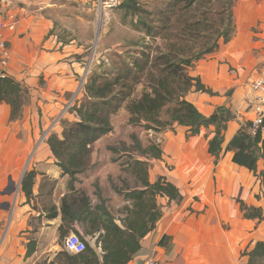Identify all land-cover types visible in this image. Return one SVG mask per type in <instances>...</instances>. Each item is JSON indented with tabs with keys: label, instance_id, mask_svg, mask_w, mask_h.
<instances>
[{
	"label": "crops",
	"instance_id": "1",
	"mask_svg": "<svg viewBox=\"0 0 264 264\" xmlns=\"http://www.w3.org/2000/svg\"><path fill=\"white\" fill-rule=\"evenodd\" d=\"M120 12L121 19L131 18L123 8L100 13L97 0H0V34L9 53L5 70L33 100L25 106L23 117L14 121L11 108L0 105V264H65L62 253H71L65 250L64 239L76 232L84 236V227L73 222L62 238L63 199L85 194L96 206L101 203L96 195L98 186L106 206L115 203L118 211L122 210L132 201L115 188L125 189L126 182L132 191L146 190L143 179L134 173L138 161L149 164L150 184L165 177L183 199L157 197L162 217L141 239L140 250L129 264L149 259L162 264H248L249 256L244 253L264 242V187L254 173L233 162V153L226 148L254 118L250 88L251 82L264 74V0L235 1L232 41L221 44L216 53L189 70L214 93L188 96L202 114L209 117L218 108L227 107L236 115L228 125L217 165L209 154L214 127L190 136L186 127L176 125L174 130L156 133L161 139L152 137L147 145L133 133L143 149L158 147L160 159L112 151L122 143L132 144L130 139L118 137L121 127H133L127 114L120 125L112 121L113 131L94 146L89 170L72 181L59 167L48 139L54 133L62 135L63 121H78L65 113L60 124L54 122L74 99L83 98L96 61L104 62L103 53L117 48L103 49L100 40L107 22ZM96 44L101 52L93 57L91 50ZM262 171L264 160L258 163V173ZM30 172L35 173V183L33 195L27 198L23 180ZM242 203L262 209L263 219L245 218ZM120 211L117 217L123 215ZM164 237L169 241L162 245ZM87 241L102 258L101 246L89 237ZM32 242L35 251L29 255Z\"/></svg>",
	"mask_w": 264,
	"mask_h": 264
},
{
	"label": "trees",
	"instance_id": "2",
	"mask_svg": "<svg viewBox=\"0 0 264 264\" xmlns=\"http://www.w3.org/2000/svg\"><path fill=\"white\" fill-rule=\"evenodd\" d=\"M235 1L223 0L221 8L214 13L211 10V14L204 9V4L211 3V0H169L162 3L155 13L145 9L137 0H127L120 7L135 15L137 21L134 26L137 31L144 32L146 37L158 39L163 37L168 25L178 26L181 32L175 37L194 45L181 51L177 46L164 51L158 46L153 48L149 44H143L136 52L134 62L129 63L122 58L105 73H93L84 85L83 98L68 110L78 121H63L62 135L54 133L48 139V145L64 174L69 175L73 181L77 175L89 170L95 144L113 131L111 118L128 101L129 125L141 126L146 131L161 133L174 130L179 125L186 127L190 136H198L202 129L214 127L215 135L209 142V154L215 158V165L218 164L224 152L225 133L236 115L227 107L218 108L209 117L202 114L188 100V96L195 92L210 95L214 93L199 78L192 77L189 70L219 50L221 44L227 45L232 41L235 33ZM213 2L219 3L218 0ZM161 17L165 23L160 30L156 25ZM199 44L202 49L195 51L194 48ZM192 49L194 52L187 55ZM144 82L148 85L147 89L143 90L141 96L134 98L137 86ZM28 100L29 91L21 83L10 76H0V105L6 104L11 108V120L22 118ZM249 103L251 105V100ZM251 121L243 125L226 151L232 152L233 162L254 173L264 187V171L258 173V163L264 160V132L260 129L254 135L250 131ZM133 139L135 147L142 155L161 158L158 147L143 149L135 135ZM122 145L125 149L126 145ZM111 150L119 152L117 147H112ZM148 165L147 162L138 161L134 168V173L143 179L145 191H132L126 182L125 189L115 188L125 200L132 201L131 205L122 208L120 213L123 215L119 217L114 216L112 210L106 206L98 186L96 195L101 203L96 206L85 194L63 199V225L60 228L62 238H65L70 225L77 222L83 225L84 236L78 232L76 234L87 245L86 251L80 254L62 253L65 264H129L140 250L141 239L156 228L162 217L157 197L182 201L179 189L167 178L161 177L153 185L148 182ZM34 183L35 173L30 172L23 180V191L27 198L33 195ZM241 209L247 219H263L262 209L247 207L244 203L241 204ZM88 237L97 246H101L102 258L87 241ZM168 241L169 238L164 237L161 244ZM35 244L31 243L29 255L35 251ZM244 254L249 256L248 264H264V242H259L253 250Z\"/></svg>",
	"mask_w": 264,
	"mask_h": 264
},
{
	"label": "rangeland",
	"instance_id": "3",
	"mask_svg": "<svg viewBox=\"0 0 264 264\" xmlns=\"http://www.w3.org/2000/svg\"><path fill=\"white\" fill-rule=\"evenodd\" d=\"M137 1H140L139 3L141 4V6L145 7V9L150 10V11L155 13L156 9L158 7L160 8V6H161L160 1H163V3H165L168 0H137ZM213 1H217V0H211V3H205L204 4L205 11H209L210 14H211V12H210L211 10H213V13H214L215 11H217V9L221 8V4H222L223 0H218L219 1L218 4H216ZM236 3H237V0H236ZM112 11L111 10L106 11L105 13L112 12ZM233 12H234V10H233ZM197 13L199 15L198 11H197ZM217 16L218 15L216 14V19H217ZM121 17H122V12L118 13L116 16H113V18H111L107 22V27H106V32L104 34V38L100 40V45L104 42L101 46V48H103V49H107L109 47H113L116 45H117V48L116 49H109L107 52L103 53V57L106 60H104V62H101L99 64L96 61L95 66H93V68L91 70L92 73L87 72V73H89L88 74L89 77L93 73H102L103 74V73H105V71L107 69H112L113 65L118 63L120 60H122V58H125L129 63L134 62L135 61L134 58L137 56L136 52L138 50H140V48L143 46V44H146V45L149 44V46L153 47V48L158 46V47L162 48L164 51H167L169 49V47H175V46H177L181 51L183 48L190 49V47H192L194 45L191 42H188V41L183 40V39H178L175 37L178 33L181 32V30L179 29L178 26L172 27L171 25H168L167 30L165 31L163 37L152 40L151 38L146 37L144 32H139V31L135 30L136 28L134 26V21L135 20L137 21L135 15H131L132 19L128 16L123 17L122 19H121ZM211 18H212V16H211ZM164 23H165V20H163L161 17V20L159 22H157V25H156L157 28L161 30V27L164 25ZM235 34H236V31L234 33V36H235ZM199 49H202L201 44H199L198 46L196 45V47L194 48L195 51H197ZM194 50L192 49V50H190V52L188 51L186 54L189 55L190 53L194 52ZM100 52L101 51L97 47V44L91 50V54H93V57L96 54L99 55ZM96 59H98V58L95 57V60ZM204 59H207V57H205ZM92 60L94 61V59H92ZM147 87H148V85L145 82L139 84L137 86V90H136L135 95L133 97L138 98L139 96H141L143 90L147 89ZM74 100H76V99H74ZM32 101L33 100L31 98V95L29 94V100H28L27 105L30 104ZM73 101L70 104H68V106L64 109L65 111H67L66 114L68 113L69 108L72 105H75L76 102H73ZM77 101H79V100H77ZM128 104H129V101L123 105V107L118 111V113H116L112 116L111 122L113 121V123H115L117 125L118 124L120 125L123 122V119H125L127 114H129V112L127 110ZM64 114H65V112H63V114L59 117V119L57 121H54L56 123V124L54 123L55 125H58L62 122V120H63L62 116ZM133 133H135V135L143 141L144 145H147V142L150 141L152 137L154 138V140L161 139V136L156 135V133L149 132V133H152L153 136L150 135L148 133V131L146 132V130L141 126H138V127L133 126L132 128L126 127V126L121 127V131H120L118 137L123 138V139H130L131 140L130 143H132V144L126 145V148L123 149V145H122L123 143H122L121 145L117 146V148L119 149L120 152L123 151V152L128 153L127 151H130L132 153V155H134L135 157H139V154H141V153L138 150V148L135 147L136 143L133 142V136H134ZM127 156H131V155L127 154ZM127 177H129L130 181L132 182V180H133L132 177L130 175ZM107 195L109 196V193ZM109 206H110L112 212L114 213V216L117 217V213L121 209H119V211H118V209L116 207L117 204H115V203H110Z\"/></svg>",
	"mask_w": 264,
	"mask_h": 264
},
{
	"label": "built area",
	"instance_id": "4",
	"mask_svg": "<svg viewBox=\"0 0 264 264\" xmlns=\"http://www.w3.org/2000/svg\"><path fill=\"white\" fill-rule=\"evenodd\" d=\"M127 0H97V8L100 13L112 11L122 7ZM4 37L0 34V76H8L6 73L7 59L9 53L6 49ZM251 108L254 113L252 128L250 131L255 135L260 129L264 132V74L258 76L251 82ZM67 111H65L66 113ZM64 248L71 254H80L86 251V242L76 233H72L64 239ZM142 264H162L155 259H149Z\"/></svg>",
	"mask_w": 264,
	"mask_h": 264
}]
</instances>
